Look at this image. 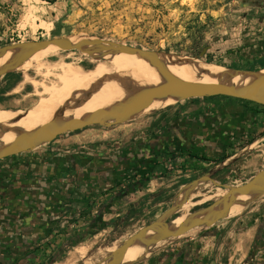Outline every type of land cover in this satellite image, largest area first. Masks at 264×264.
<instances>
[{
	"label": "rangeland",
	"instance_id": "obj_1",
	"mask_svg": "<svg viewBox=\"0 0 264 264\" xmlns=\"http://www.w3.org/2000/svg\"><path fill=\"white\" fill-rule=\"evenodd\" d=\"M54 37H104L137 46L174 51L188 58H197L199 62L236 72H263L264 0H56L54 3L48 0H0V48L9 43ZM197 43L206 46L202 57L193 54ZM99 62L95 52L49 50L39 59L42 69L50 71L48 76L40 74L37 65L24 71H4L0 77V109H32L53 99L48 93L41 94L42 87L36 91L24 73H30V78L50 85L57 81L58 75L62 74L68 65L90 72ZM203 98L206 103L242 100L224 95ZM74 99L75 97H70L68 101ZM66 108L60 106L57 110ZM163 108L87 126L85 129L89 136L86 139L102 141L100 136L107 134L103 139L106 145L117 141L134 145L145 133L146 127L155 126L154 119L150 124L145 122V119L155 117ZM254 141L256 142L257 138ZM249 143L247 139L237 141L231 149L204 161L210 163L209 167L215 168L227 163L235 171L224 178L223 182L229 187L242 184L264 168V141L246 148ZM170 155L166 163L156 167L152 181L137 186L132 191L133 194L130 192L123 198V205L127 208L135 202L141 203V210L133 212L132 218L123 227H118L115 222L110 226L102 222L94 234L69 245L52 264L102 262L122 240L145 226L154 225L171 208L173 210L166 218V223L212 203L228 191L211 185V188L201 189L192 200H200L197 205H191L190 202L184 207L175 204L173 199L183 184L180 175L190 174V169H194L192 161L190 163L185 157L193 159L194 154L181 150L175 155ZM226 155L229 157L226 158ZM159 167H162V170ZM131 182L133 181L130 180L129 183ZM257 198L264 199V191L250 195L242 207L229 211L214 222L215 225L201 226L177 239L162 241L158 243L157 248L183 242L191 236L200 240V232L212 230L226 218L243 212L245 207ZM105 221L111 222L112 219ZM262 221L263 218H260L254 223L256 225ZM255 233L256 227L247 233L249 241L244 247L230 248L232 258L226 264H242L247 259L252 250ZM205 240L209 239L204 238L203 244H206ZM64 242L61 240L60 246ZM58 245L51 250L50 255L47 256L46 253V261L51 260L59 248ZM83 245L88 246V250L80 257L74 252L77 247ZM101 248H105L104 251H100ZM153 250L155 249L151 247L145 252ZM83 252L84 250L80 253ZM242 258L244 260L240 263Z\"/></svg>",
	"mask_w": 264,
	"mask_h": 264
},
{
	"label": "crops",
	"instance_id": "obj_2",
	"mask_svg": "<svg viewBox=\"0 0 264 264\" xmlns=\"http://www.w3.org/2000/svg\"><path fill=\"white\" fill-rule=\"evenodd\" d=\"M203 99L190 98L164 106L155 117L145 119L149 124L154 119L155 126L146 127L134 145L119 141L106 145L103 139L107 134L100 136L102 141H89L84 128L60 135L35 149L0 159V264H48L46 253L50 255L59 244L51 257L56 262L69 245L94 234L102 222L107 226L115 222L123 227L133 212L139 211L141 203L135 202L127 208L123 198L114 199L113 194L129 184L130 174L147 168L150 160L160 162L152 152L146 154L141 149L158 144L152 141L159 134L164 135L161 141L178 139L167 143L178 152L182 150L198 156L185 157L190 163L192 161L194 169H190V174L180 175L183 184L175 194V204L197 205L200 200H192L201 189L211 188V185L229 190L231 187L223 180L235 169L227 163L209 167L210 163L204 160L231 149L237 141L247 139L250 143L246 148L263 142L264 106L244 100L206 103ZM203 119L228 123L227 134H224L228 138L217 140L202 133L194 135V131L188 130V120L195 122L197 126L193 129L198 131L203 127ZM159 144L162 146L164 142ZM135 179L137 177L132 181ZM101 210L103 215L96 222ZM260 218L264 220V199L257 198L243 212L226 218L212 230L200 232V240L191 236L164 248H157L156 244L155 250L130 264H168V256L178 254L194 259L193 264H226L232 258L230 248L244 247L249 241L247 233L254 227L257 230L259 223L255 225L254 222ZM108 219L112 221H105ZM204 238L209 239L205 240L206 244L202 242ZM72 239L76 241L71 243ZM61 240L65 241L62 246ZM87 250L88 246L83 245L74 253L83 257Z\"/></svg>",
	"mask_w": 264,
	"mask_h": 264
},
{
	"label": "water",
	"instance_id": "obj_3",
	"mask_svg": "<svg viewBox=\"0 0 264 264\" xmlns=\"http://www.w3.org/2000/svg\"><path fill=\"white\" fill-rule=\"evenodd\" d=\"M40 49L82 52L106 50L127 58L165 61L182 68L186 73L168 80L141 82L122 91L110 92L74 114L58 115L56 112L36 109L6 111L0 118V132L9 120H21L11 132L0 138V159L35 149L52 142L60 135L77 132L90 125L127 114H145L190 98L224 95L264 106L263 72H251V78L238 77L232 69L193 62L186 55L174 51L147 48L104 37H54L5 44L0 48V77L4 72L3 62L6 57L14 53L34 55ZM259 191H264V168L244 183L232 186L212 203L182 216L175 224L156 227L158 223L167 222L166 218L173 210L171 209L154 225L145 226L122 240L97 264H124L131 249H149L162 241L186 235L195 228L212 225L229 211L242 207L250 195Z\"/></svg>",
	"mask_w": 264,
	"mask_h": 264
},
{
	"label": "bare ground",
	"instance_id": "obj_4",
	"mask_svg": "<svg viewBox=\"0 0 264 264\" xmlns=\"http://www.w3.org/2000/svg\"><path fill=\"white\" fill-rule=\"evenodd\" d=\"M48 51V49H40L34 55L11 54L4 59V71H24L25 69L37 65L39 73L48 76L50 71H44L39 64L40 57ZM95 54L96 57L100 59V62L94 70L85 72L82 69H76L72 65H68L63 73L58 75L57 81L50 85L30 78L31 75H28L30 73H24L25 78L34 85L36 91L42 87L43 93L41 92V94L48 93L53 97V99L33 107L32 109L56 112L58 115L74 114L78 110L97 102L105 94L110 92L122 91L141 82L164 81L183 76L186 73L182 68L165 61L142 57L127 58L110 51L99 49L95 51ZM186 58L193 62H199L197 58ZM234 75L243 78H251L253 76L252 73L248 71L234 72ZM65 94H68V96H63ZM70 97H75V99L68 101ZM60 106H66L67 108L65 110H57ZM5 113L6 110L0 109V118L4 116ZM133 115L134 114H127L116 119L127 118ZM20 120V118L9 120L0 132V138L11 132ZM180 218L181 217H178L166 224H158L157 227L163 228L173 225L179 221ZM145 250L146 248L131 249L124 264L135 262L142 254L146 253Z\"/></svg>",
	"mask_w": 264,
	"mask_h": 264
},
{
	"label": "flooded vegetation",
	"instance_id": "obj_5",
	"mask_svg": "<svg viewBox=\"0 0 264 264\" xmlns=\"http://www.w3.org/2000/svg\"><path fill=\"white\" fill-rule=\"evenodd\" d=\"M187 125L189 126V131L192 130L194 131V135L195 132L196 133H202V135L204 136H212L217 140L221 139H226L228 138L226 135L227 134L225 131V128H227V124L226 122H217L214 123L213 120H204L202 121V125L203 127H201L200 130H194L193 127L197 126L195 124V122L193 120H188L187 121ZM164 135H158L156 136V138L152 141V143H154L155 141L158 142V144H155V146L149 147V148H144V146L141 147L142 151L146 154H150L151 152L153 153V155L156 157V160H160L159 161H155V160H150V162L148 163L149 166H157L156 164H158V166H160L163 162H166L168 158H170V154H174L178 153V150H175L174 148H172V146L167 145L168 142L171 141H175L177 142L178 139L176 138H167L163 141H161ZM198 136V135H197ZM231 138L233 136L229 135ZM199 137V136H198ZM160 142H164V145H160ZM177 145V144H176ZM184 150V148H182ZM186 150V149H185ZM175 151V152H174ZM181 151V150H180ZM163 161V162H162ZM152 162V163H151ZM155 163V164H153ZM155 169H152L150 172V174L148 175H154ZM137 180H140V177H138L137 179H135L134 181L136 182ZM133 181V182H134ZM152 181V178L146 182ZM127 185H125L124 187H126ZM114 195V194H113ZM126 196V195H125ZM124 198V197H122ZM120 198V199H122ZM261 255H264V220L259 224L255 236H254V240H253V246H252V250L250 252V254L248 255L247 259L243 262V264H264V256L261 257ZM172 257V258H171ZM168 264H193V260H191V258L189 256H183V255H176V256H168Z\"/></svg>",
	"mask_w": 264,
	"mask_h": 264
},
{
	"label": "trees",
	"instance_id": "obj_6",
	"mask_svg": "<svg viewBox=\"0 0 264 264\" xmlns=\"http://www.w3.org/2000/svg\"><path fill=\"white\" fill-rule=\"evenodd\" d=\"M49 2H51V3H54L56 0H48ZM205 50H206V46H203V45H199L198 43H197V45H196V47H195V49H194V52H193V54L194 55H196L197 57H202L204 54H205ZM239 99V98H238ZM242 100H244V101H247V102H252V103H255V104H258V103H256V102H253V101H250V100H245V99H242ZM261 105V104H260ZM194 157H198V156H196V155H194ZM227 157H229V155H226V158ZM152 163V162H151ZM157 166H147V168H144V169H141V170H138V171H135L133 174H130L128 177H127V179H129V180H132V178H138V177H140V180H137L136 182H131V183H129L126 187H121V188H119V190H117L115 193H114V196H113V198L114 199H120V198H122V197H124L125 195H127V194H129L130 192H132V191H134L135 190V188L137 187V186H139V185H142V184H144L146 181H148V180H150L152 177H154V175H148V174H150L151 172V170L152 169H154V168H156V167H158V164H156ZM120 184H122L123 185V183H121L120 182ZM119 184V185H120ZM85 198V197H84ZM85 200H87V199H85ZM103 215V210H101L99 213H98V215H97V217H96V222H97V218L98 217H100V216H102ZM104 224L105 225H107V223L106 222H104ZM82 237V236H81ZM80 239V238H79ZM72 242L71 243H73V242H75L76 240H74V239H72L71 240ZM55 262V260H50L49 261V263L48 264H52V263H54Z\"/></svg>",
	"mask_w": 264,
	"mask_h": 264
}]
</instances>
